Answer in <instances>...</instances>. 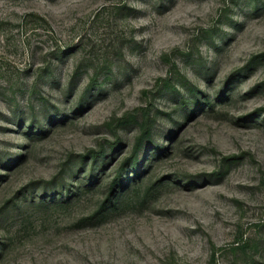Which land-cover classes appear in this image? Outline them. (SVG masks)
Masks as SVG:
<instances>
[{
  "label": "rangeland",
  "instance_id": "374dc122",
  "mask_svg": "<svg viewBox=\"0 0 264 264\" xmlns=\"http://www.w3.org/2000/svg\"><path fill=\"white\" fill-rule=\"evenodd\" d=\"M0 264H264V0H0Z\"/></svg>",
  "mask_w": 264,
  "mask_h": 264
}]
</instances>
